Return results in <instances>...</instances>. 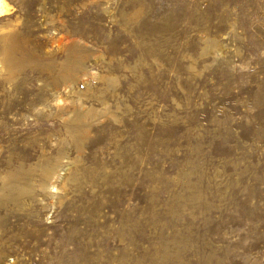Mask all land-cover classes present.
Segmentation results:
<instances>
[{"label":"rangeland","instance_id":"rangeland-1","mask_svg":"<svg viewBox=\"0 0 264 264\" xmlns=\"http://www.w3.org/2000/svg\"><path fill=\"white\" fill-rule=\"evenodd\" d=\"M6 2L0 264H264V0Z\"/></svg>","mask_w":264,"mask_h":264},{"label":"bare ground","instance_id":"bare-ground-1","mask_svg":"<svg viewBox=\"0 0 264 264\" xmlns=\"http://www.w3.org/2000/svg\"><path fill=\"white\" fill-rule=\"evenodd\" d=\"M9 11V5H8V3L6 2V0H0V15L1 14H3V13H6V12H8ZM2 35H3V43H4V45H5V47L7 46V45H10V43H11V41L13 40L12 39V37L11 36H8V32H6V31H4V29H3V31H2V33H1ZM7 34V35H6ZM2 43V44H3ZM3 46V45H2ZM4 47V46H3ZM54 173V172H53ZM52 172H48L47 174H46V177H48V176H50V175H52L53 174ZM55 174V173H54ZM52 178V177H51ZM50 183V182H49ZM48 183V184H49ZM48 187H49V185H47ZM53 188V187H52ZM51 189V188H50Z\"/></svg>","mask_w":264,"mask_h":264}]
</instances>
